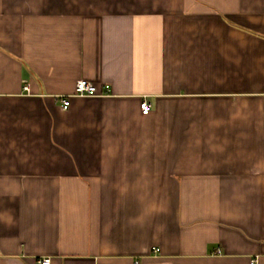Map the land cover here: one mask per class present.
I'll return each instance as SVG.
<instances>
[{"label":"crops","instance_id":"obj_1","mask_svg":"<svg viewBox=\"0 0 264 264\" xmlns=\"http://www.w3.org/2000/svg\"><path fill=\"white\" fill-rule=\"evenodd\" d=\"M44 257L264 264V0H0V264Z\"/></svg>","mask_w":264,"mask_h":264},{"label":"built area","instance_id":"obj_2","mask_svg":"<svg viewBox=\"0 0 264 264\" xmlns=\"http://www.w3.org/2000/svg\"><path fill=\"white\" fill-rule=\"evenodd\" d=\"M105 88H108V85H105ZM107 92L103 90L102 87H97L93 82L87 79H79L75 82L74 90L72 93L67 94L62 97V107L66 109L69 105V98L72 96H81V97H88V96H102L105 95ZM150 103L146 100L140 103V109L143 114H147L150 110ZM41 264H49L50 258L44 257L39 260Z\"/></svg>","mask_w":264,"mask_h":264}]
</instances>
